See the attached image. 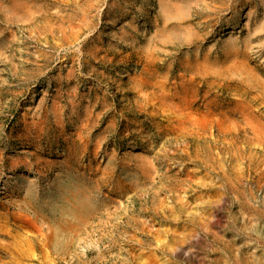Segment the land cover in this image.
Segmentation results:
<instances>
[{
  "label": "rangeland",
  "instance_id": "obj_1",
  "mask_svg": "<svg viewBox=\"0 0 264 264\" xmlns=\"http://www.w3.org/2000/svg\"><path fill=\"white\" fill-rule=\"evenodd\" d=\"M263 125L264 0H0V264H254Z\"/></svg>",
  "mask_w": 264,
  "mask_h": 264
},
{
  "label": "bare ground",
  "instance_id": "obj_2",
  "mask_svg": "<svg viewBox=\"0 0 264 264\" xmlns=\"http://www.w3.org/2000/svg\"><path fill=\"white\" fill-rule=\"evenodd\" d=\"M181 1V0H180ZM199 1H205V0H199ZM214 3H220L223 6H227L228 9L231 7L233 0H213ZM178 11V9H177ZM179 26V25H178ZM264 126V125H263ZM264 138V135H263ZM259 183V182H258ZM260 191H262V201H263V212H264V175L261 177V185H260ZM258 236L263 237L264 239V226H261L256 233ZM264 264V252L261 253L259 260L254 261V264Z\"/></svg>",
  "mask_w": 264,
  "mask_h": 264
}]
</instances>
